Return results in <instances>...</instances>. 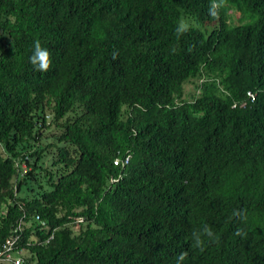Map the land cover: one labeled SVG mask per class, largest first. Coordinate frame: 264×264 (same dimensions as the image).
<instances>
[{"label":"trees","instance_id":"trees-1","mask_svg":"<svg viewBox=\"0 0 264 264\" xmlns=\"http://www.w3.org/2000/svg\"><path fill=\"white\" fill-rule=\"evenodd\" d=\"M209 4L0 0V249L19 225L32 264H264V0Z\"/></svg>","mask_w":264,"mask_h":264},{"label":"clouds","instance_id":"clouds-1","mask_svg":"<svg viewBox=\"0 0 264 264\" xmlns=\"http://www.w3.org/2000/svg\"><path fill=\"white\" fill-rule=\"evenodd\" d=\"M224 5H225V0H210L209 9H208L209 14L213 18H217L219 15V10L222 7H224ZM235 17L237 18L238 14H235ZM188 29H189V24L184 21H181L175 29L177 38H179L183 33L187 32ZM175 51L176 49L173 48L172 52H175ZM28 61L34 67V69L39 72H47L52 64L51 54L49 50L47 48L42 47L39 41H34L33 52L28 57ZM254 96L255 95L250 92L247 93L249 102L253 101ZM240 106L243 107L244 103H242ZM124 158L122 160H119V159H115V160L123 161ZM128 160H129V157H128ZM118 165L119 163L116 164L115 166H118ZM120 166L124 167L121 164ZM237 234H239V230ZM191 235H192L194 246L199 248L201 251H203L204 246H205V238H207L208 242H218L219 240V237H217L215 233L213 232V230L207 225H205L202 230H194ZM186 257H187V252H181L177 258V264H180V262L183 261Z\"/></svg>","mask_w":264,"mask_h":264},{"label":"built area","instance_id":"built-area-1","mask_svg":"<svg viewBox=\"0 0 264 264\" xmlns=\"http://www.w3.org/2000/svg\"><path fill=\"white\" fill-rule=\"evenodd\" d=\"M121 164L122 166H125L128 164V157L124 158L123 161H117L115 160L113 162L114 165L116 164ZM16 168H19V170L21 172H25L26 171V166L25 164H15ZM35 221L38 222L39 226L41 227H45L44 223L41 222L37 217L35 218ZM75 223H82L83 220L81 218H76ZM19 230V225L18 227L12 231V234L10 236V238H8L5 243L3 244V246L0 249V263L2 264H32L30 261H28V257L25 253V251H23L22 249L19 250H15L13 251V246L16 242V232ZM51 239V236L48 238V240ZM48 240L45 241L48 242Z\"/></svg>","mask_w":264,"mask_h":264},{"label":"rangeland","instance_id":"rangeland-1","mask_svg":"<svg viewBox=\"0 0 264 264\" xmlns=\"http://www.w3.org/2000/svg\"><path fill=\"white\" fill-rule=\"evenodd\" d=\"M183 92H184V97L189 98L190 95L194 94V92H195V91H194V86H193V84H186V85L184 86V90H183ZM51 132L54 133L55 130H54V129H51ZM46 135L48 136L49 134H46Z\"/></svg>","mask_w":264,"mask_h":264}]
</instances>
